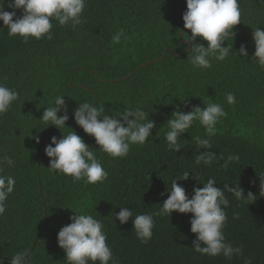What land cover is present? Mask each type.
Listing matches in <instances>:
<instances>
[{"label":"trees","instance_id":"1","mask_svg":"<svg viewBox=\"0 0 264 264\" xmlns=\"http://www.w3.org/2000/svg\"><path fill=\"white\" fill-rule=\"evenodd\" d=\"M238 5L241 22L233 26L234 38L222 43L233 49L223 61L211 58L208 69L195 68L188 59L191 33L182 20L186 0H86L82 23L61 26L53 20L50 40L25 41L8 36L6 28L0 31V84L19 94L0 115V155L14 161L0 174L15 179L6 211L0 215L3 264L25 249L28 264H67L57 233L71 222L74 212L102 222L115 264H247L249 260L264 264V192L260 191L264 188V69L251 60L252 32L257 27L264 30V0H238ZM5 10L12 9L5 5ZM120 29L124 35L114 43L112 37ZM196 41L206 46L202 38ZM241 44L246 46V57L236 54ZM227 93L234 95V104L227 103ZM57 96L67 104L66 126L92 148L108 173L103 182H74L71 176L49 170L44 148L50 137L59 139L72 130L46 127L40 119ZM82 102L103 105L108 114L142 107L155 122L151 136L143 145H131L127 156L113 158L72 118ZM208 102L220 104L227 113L217 122L215 135L208 137L195 121L178 138L184 146L177 152L169 150L165 133L172 112L177 107L187 112ZM197 136L210 139L211 149L198 148ZM204 151L215 152L217 158L211 165H196L195 157ZM185 171L189 179L176 182L189 198L193 187H203L208 178L216 179L215 186L221 189L224 184L243 189V200L225 192L229 206L224 208L227 220L222 231L226 242L242 249L231 260L194 251L191 213L154 216L147 243L136 238L131 217L123 225L113 222L121 207L132 209L133 218L159 211L167 187ZM248 192L255 197L250 203Z\"/></svg>","mask_w":264,"mask_h":264},{"label":"clouds","instance_id":"2","mask_svg":"<svg viewBox=\"0 0 264 264\" xmlns=\"http://www.w3.org/2000/svg\"><path fill=\"white\" fill-rule=\"evenodd\" d=\"M86 0H0V31L6 28L8 36H20L25 41L29 37L40 39L46 37L52 39V21H57L61 26L79 25L82 23V13ZM7 8L11 11L5 10ZM20 10V15H17ZM241 11L238 0H186V10L182 14L183 28L190 30L187 40L192 44V55L188 56L192 66L200 69L211 67V58L223 61L233 49L231 46H222L229 36L234 38L233 26L241 22ZM180 30V35L184 36ZM123 30L120 29L112 37L114 43H119ZM200 37L206 41V46L196 41ZM254 52L251 60L257 66L264 69V30L255 28L252 32ZM236 54L247 56V49L241 44ZM19 98L17 91L0 84V115L6 113L12 103ZM229 104L235 103L232 93L226 94ZM63 111V115H58ZM227 113L220 104L208 102L206 106H193L190 111L183 112L178 107L171 114L167 122L165 140L168 149L177 152L183 147L178 138L199 121L204 127L208 137L215 135L216 124ZM72 118L84 133L94 138L98 148L111 157H125L128 155L131 145H143L151 136V130L155 122L149 118L148 112L142 107L126 109L117 114H108L103 105L94 106L88 102L80 103L73 111ZM40 119L49 125L61 129L68 127L66 121L67 104L63 96H57L53 106L46 107ZM72 129L71 127H68ZM195 145L204 149H211L210 139L195 137ZM39 142V137H36ZM92 148L86 144L83 138L72 129L62 138L55 135L50 137V143L45 146L44 152L49 157L48 168L50 171L62 173L73 178V181L83 180L86 184H95L107 179L108 173L97 159ZM213 151L200 152L195 157L196 165L203 163L211 165L216 159ZM11 156L0 155V173L4 167L13 166ZM189 179V171H185L179 178L171 181V187H167V198L160 205L156 213L138 214L133 218V210L121 207L115 213V220L121 225L127 223L131 217L132 229L136 238L141 243H147L153 235L154 216H171L172 212L191 213L190 231L195 234L192 242L194 251L201 255H223L231 260L234 254H240V246L233 247L226 242L222 231L227 215L224 208L229 206V200L225 192L232 193L237 200H243L245 193L239 186L229 187L224 184L223 189L216 187V179L208 178L203 187H193L191 198L186 194L185 188L177 184V180ZM15 179L8 175L0 174V215L6 211L5 201L14 191ZM264 192V188H260ZM163 195V193H161ZM261 196H264L262 194ZM249 203L255 197L251 192L247 193ZM223 206V207H222ZM70 223L62 226L57 233V244L64 251L67 264H115L112 249L106 243L107 236L103 231L100 220L90 214L74 212L69 217ZM29 250L15 253L9 264H28ZM0 264L3 260L0 259ZM247 264H251L249 260Z\"/></svg>","mask_w":264,"mask_h":264}]
</instances>
